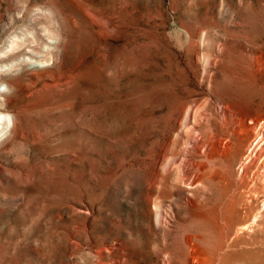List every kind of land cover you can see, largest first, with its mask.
I'll return each instance as SVG.
<instances>
[{"label":"rangeland","instance_id":"rangeland-1","mask_svg":"<svg viewBox=\"0 0 264 264\" xmlns=\"http://www.w3.org/2000/svg\"><path fill=\"white\" fill-rule=\"evenodd\" d=\"M0 83L17 114L0 132V264H186L188 235L194 264H264V194L226 207L247 196L246 156L201 186L174 170L147 185L190 91L198 115L223 101L264 118V0H0Z\"/></svg>","mask_w":264,"mask_h":264},{"label":"bare ground","instance_id":"bare-ground-1","mask_svg":"<svg viewBox=\"0 0 264 264\" xmlns=\"http://www.w3.org/2000/svg\"><path fill=\"white\" fill-rule=\"evenodd\" d=\"M260 63H261V61H260ZM193 92H196V91L195 90L190 91L188 93V95L184 98V101L182 103L183 105L181 106V109L173 117V125H172L171 131H169L164 136L162 143H160L159 147L157 148V151L154 152L152 154L151 158L149 159L151 162V173L147 179V185H148L150 190H152V191L157 190L159 188V186L165 180H167L169 178L170 173L174 170L173 172H175V171L178 172L177 180L181 184V186L183 185V186L190 187V188L194 187V186H201L204 184V182L207 178V174H208L207 169L209 168L210 163L212 164L213 161L216 162V160H218L220 158L226 159V157H228V159H230L232 162H234L235 160L240 159L242 156H246V159L248 160L249 163L244 167L241 166L242 170H241L239 178H241L242 183L244 184L243 187L245 186V188L247 189V192H245L247 194V196H245V198L242 197L241 200H239V201H236V199H235V197L237 195L235 197L233 196L234 198L230 197L229 199H227V204H226L227 205L226 207H228V209L231 208V209H233V211H234V209H236L235 212L237 213L238 208L241 205H244V207L248 206L251 204V202L253 200L254 201L256 200L255 198L259 194H262V193L264 194V118H261L260 122H259L257 117L254 119L251 118V122L248 123L245 117H242V116L234 113L231 110L230 106L223 101L217 102L218 104L214 108L212 116L209 113H208L209 115L208 114L205 115L206 112L202 113L201 111H200L201 113H199V115H198V113L196 112L197 111L196 108L191 107L189 104V101H188V99L190 97H192V95H195V93L193 94ZM195 113L197 114V116H199L198 120L195 119L196 121H194ZM10 114L13 116V123H12L11 129L14 131L15 130L17 131V122H16L17 121V114L14 112H10ZM195 118H197V117H195ZM199 121L200 122L204 121L205 124L207 123V130H205L206 127L204 125L203 126L205 128L203 131L195 128L196 126H198ZM0 124H1L0 132L5 131L8 128L6 121H0ZM182 126H184L183 129L184 128L186 129V127H188V129L191 130L192 133L193 132L194 133L190 134L189 137H188V134L186 133L187 137H185V138H187L186 139L187 142H186V140H184V141H185V144L186 143L188 144L187 147H185L184 144H182L184 148H181V149L175 148L174 149L173 145L178 144L177 138L182 136V134H184L186 132L185 129H184L185 132L183 131L184 133L181 131ZM192 126H194V127H192ZM182 145H181V147H182ZM172 149H174V150H172ZM228 152H230V154H229L230 157L227 156ZM223 162H225V161H223ZM221 168H222V166H221ZM214 170H216V169H214ZM215 172H217V170ZM221 175L223 176V174H221ZM224 177H226V176H224ZM214 179H215V177H214ZM208 180L209 179H207V181ZM173 181H174V179H173ZM220 181L224 182L223 179H219V182ZM174 183H175V181H174ZM236 183H238V182H236ZM215 184H216V182H215ZM229 184H227V185H229ZM230 187H231V185H230ZM227 189H230V188H227ZM239 189H241V187ZM234 190H233V192H234ZM244 191H245V189H244ZM231 196H232V194H231ZM187 202L190 203V202H192V200L187 199ZM238 202H240V203L238 204ZM238 205H239V207H238ZM251 208H252V206H251ZM252 210H253V208H252ZM230 211H232V210H230ZM249 211H250V209H249ZM224 212H225V210H224ZM238 213H239V211H238ZM246 213H248V212H246ZM227 214H229V213H227ZM158 215H160V213H158ZM248 215L249 214L243 213V215L240 216V214H239L238 219L234 223H233V221L236 218L233 221L230 220L232 222L227 224V226L230 229L229 231H231V230L234 231V229H235L236 232H241L242 230H244V228H246V226H247L245 224H246V222H248V221L244 222V219H247ZM257 217L255 215H253L252 218H250L251 224H253L256 221ZM222 220H225V219H222ZM226 222H229V221H226ZM221 225H223V224H221ZM255 227H256V224H255ZM249 228H251V227H249ZM249 228L247 230H249ZM229 233H231V232H229ZM237 234H239V233H237ZM241 234H239V235H241ZM227 237H229V236H227ZM236 237H237V235H236ZM194 239H193L192 235H188L186 237V241H185L186 250H187L186 256L188 257L186 264H194V261H196L200 255H202V253H200V255L199 254L197 255L195 253L196 248L194 249V245H193V243L195 242V241L193 242ZM224 242H226V240ZM221 243H222V241H221ZM221 243L218 244L219 245L218 248L220 247V245H222ZM234 245L236 246V243ZM229 247H231V246H229ZM222 248H224V247H222ZM183 254H185V253H183ZM202 256H204V255H202ZM222 256H223V254H222ZM215 257H212V258H215ZM212 261L214 262V259ZM197 262H198V260H197ZM164 264H166V263H164ZM207 264H208V262H207Z\"/></svg>","mask_w":264,"mask_h":264},{"label":"clouds","instance_id":"clouds-1","mask_svg":"<svg viewBox=\"0 0 264 264\" xmlns=\"http://www.w3.org/2000/svg\"><path fill=\"white\" fill-rule=\"evenodd\" d=\"M13 89L7 83H0V94L11 95ZM4 104V95H0V107ZM0 121H6L10 128L13 123V116L10 113H0Z\"/></svg>","mask_w":264,"mask_h":264}]
</instances>
